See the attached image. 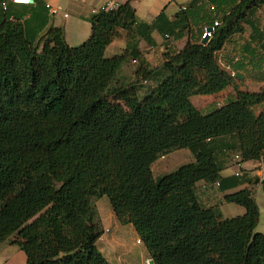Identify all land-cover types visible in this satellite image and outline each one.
I'll use <instances>...</instances> for the list:
<instances>
[{"label":"trees","instance_id":"16d2710c","mask_svg":"<svg viewBox=\"0 0 264 264\" xmlns=\"http://www.w3.org/2000/svg\"><path fill=\"white\" fill-rule=\"evenodd\" d=\"M0 0V245L11 238L26 264H111L97 246L104 229L94 199L107 197L116 218L131 224L155 264H264V233L257 232L260 209L250 188L227 193L226 203L245 209L223 218L218 207L199 203L197 184L222 193L241 178L222 177L213 141L232 139L239 164L264 160V89H240L235 73L218 53L246 26L264 0H210L218 19L208 45L199 37L164 54L166 77L143 97L140 82L155 70L141 65L135 83L118 79L133 48L107 57L121 31L149 43L154 31L166 40L183 38L181 20L161 26L139 22L130 2L95 13L91 35L70 46L63 28H51L40 43L23 24L10 20ZM208 24V23H207ZM207 27V26H206ZM264 35V33H263ZM263 40V39H262ZM263 46V45H262ZM254 57L255 67L264 65ZM235 72V73H234ZM233 74H235L233 76ZM232 87L225 105L203 114L194 96ZM189 150L195 162L159 179L152 166L161 157ZM264 185V182H263Z\"/></svg>","mask_w":264,"mask_h":264},{"label":"crops","instance_id":"0c3cea01","mask_svg":"<svg viewBox=\"0 0 264 264\" xmlns=\"http://www.w3.org/2000/svg\"><path fill=\"white\" fill-rule=\"evenodd\" d=\"M32 1L33 3L29 6L9 4L7 14L10 20L23 24L28 37L35 39L36 43H40L42 38L51 28L61 27L65 31V39L70 46L77 45L78 43L82 44L90 37L89 36L84 40L87 33L84 31L83 24L88 23L91 25L90 19L95 14L94 10L100 12L103 5L107 3H110L111 6L114 5L115 8H117L121 4L130 2L136 11V16L139 22L149 25L152 24L161 14H164L165 17L161 22L162 27H166L168 22L170 23L181 20V16H178L179 13L184 11L190 13L188 21L181 24V26L186 25L188 30L184 32L183 38L179 40L174 38L166 40L165 35L158 31H154L151 34L152 43H149L136 32L129 33L122 30L120 37L108 46L109 48L113 46L115 48L114 51H120L110 57L120 55L127 49L132 51V49L135 48L139 52L137 57L130 56L119 72L118 79L124 85L135 83L138 80L136 72L141 65H144L148 70H155L154 76L151 79L140 82L139 95L141 97H143L150 89L156 87L158 83L166 77L167 73L163 69L164 54L178 52L182 50L189 41H195L199 37L200 29L208 26L213 18V15L209 10L212 6L210 0H161V2H159L161 5L155 10V12H153L152 20L148 21L138 15V9L135 7V3L142 0ZM165 1H174L179 6V9L173 16H169L166 13L167 4L164 7L162 6ZM263 11L264 6L259 9L250 21L258 31L257 34L253 32L251 27L246 26L244 33L234 35L218 53L219 63L223 67L230 69L229 67L231 66L238 67L242 65L243 68L238 74L234 73L240 79V89L244 91L260 92L264 89V65L258 68L255 67V63L253 62L254 57L258 58L261 56L260 46H264ZM71 17L74 18L73 22L69 21ZM240 36H246L247 38V42L244 43L241 50L242 59H231L228 57L227 50H229V46L235 43L238 38H241ZM81 41L83 42L81 43ZM254 84L258 85V88H252V85ZM226 95L227 99L224 98ZM233 96L234 89L229 87L218 94L199 97L198 100H196V96H194L191 100L198 110L203 114H206L215 108H220L225 105ZM201 107L203 109H201ZM231 140L232 139L227 138L213 141V146L217 152L218 162L223 166L221 176L225 178L232 176L239 177L242 179L243 184L238 188L222 193L216 185L199 182L196 191L199 203L204 207H218L221 211V207L226 204L223 199L225 194L233 193L244 188H250L256 199L259 187H264V160L249 161L239 164L240 157L235 155L237 152L225 151L229 144H231ZM187 151L189 150H179L161 157L152 166L154 177L159 179L176 171L179 167L185 164L195 162L193 154L190 151L189 153ZM237 211L242 212V209H238ZM150 259V256L146 257L144 263H149Z\"/></svg>","mask_w":264,"mask_h":264},{"label":"rangeland","instance_id":"374dc122","mask_svg":"<svg viewBox=\"0 0 264 264\" xmlns=\"http://www.w3.org/2000/svg\"><path fill=\"white\" fill-rule=\"evenodd\" d=\"M159 2H161V0H142L136 2L135 7L138 9V15L144 20H152L153 12H155V10L161 5ZM166 4V13L169 16H173L179 9V6L174 1H165L162 6L164 7ZM262 15L264 16V11ZM69 21L73 22L74 18L71 17ZM83 26L84 31L87 33L84 39L86 40L91 34V25L84 23ZM240 37L241 38H238L235 43L229 46V50H227L228 57L231 59H242L241 50L244 43L247 42V38L246 36ZM82 42L83 41H81V43ZM79 44L80 43L73 46H79ZM114 49L113 46L110 48L108 47L106 50V56L110 57L120 52L114 51ZM252 86V88H258V85L256 84ZM199 97L205 96H196V100H198ZM224 98L227 99V95L224 96ZM201 109L203 108L201 107ZM260 112H264V104L256 108V113L258 114ZM187 152L189 153V151ZM256 201L260 209L256 231L264 233V187L262 186L259 187ZM93 203L96 205L99 214V221L104 229V234L97 241V246L106 259L111 264H149L146 262L144 263L145 258L149 257L146 246L143 243H138L139 237L131 224L126 225L119 222L118 218H116L113 213L109 199L105 196L100 199H94ZM238 209H242V212L237 211ZM221 212L223 218H230L243 214L244 208L235 204L226 203L221 207ZM12 239L13 238L0 245V264H26L25 254L17 246L11 244Z\"/></svg>","mask_w":264,"mask_h":264},{"label":"built area","instance_id":"2783aa9c","mask_svg":"<svg viewBox=\"0 0 264 264\" xmlns=\"http://www.w3.org/2000/svg\"><path fill=\"white\" fill-rule=\"evenodd\" d=\"M73 1H79V0H73ZM33 3L32 0H4L2 3H1V6L3 8L4 11H7L8 10V6L9 4H15V5H22V6H29ZM113 9H116L114 5L111 6L110 3H107L105 5H103V7L101 8L100 11H109V10H113ZM209 10L211 12H214L216 9L214 6H211L209 8ZM94 13H98L96 10H94ZM220 25V21L218 19H216L213 23V25H210V26H207V27H204L203 29V33L201 35V41L205 38H212L215 30L217 27H219ZM211 27L212 28V31H207V29ZM235 74H233L234 76ZM138 243L139 244H142L141 240L138 239Z\"/></svg>","mask_w":264,"mask_h":264},{"label":"water","instance_id":"95a60500","mask_svg":"<svg viewBox=\"0 0 264 264\" xmlns=\"http://www.w3.org/2000/svg\"><path fill=\"white\" fill-rule=\"evenodd\" d=\"M207 31H212V28L209 27V28L207 29ZM209 41H210V38H205V39H203V40L201 41V44L204 45V46H206V45H208ZM149 264H155L154 260H153V259H150Z\"/></svg>","mask_w":264,"mask_h":264}]
</instances>
